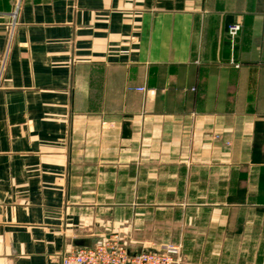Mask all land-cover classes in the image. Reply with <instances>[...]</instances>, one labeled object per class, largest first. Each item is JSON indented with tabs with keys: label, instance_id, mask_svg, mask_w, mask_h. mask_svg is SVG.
<instances>
[{
	"label": "crops",
	"instance_id": "obj_1",
	"mask_svg": "<svg viewBox=\"0 0 264 264\" xmlns=\"http://www.w3.org/2000/svg\"><path fill=\"white\" fill-rule=\"evenodd\" d=\"M104 237L264 264V0H0V264Z\"/></svg>",
	"mask_w": 264,
	"mask_h": 264
},
{
	"label": "built area",
	"instance_id": "obj_2",
	"mask_svg": "<svg viewBox=\"0 0 264 264\" xmlns=\"http://www.w3.org/2000/svg\"><path fill=\"white\" fill-rule=\"evenodd\" d=\"M16 16V13L14 14ZM243 25L240 22L229 25L227 34L230 38V63L238 67L235 58L237 40ZM140 91L146 89L141 88ZM61 264H185L182 247L167 245L158 251H144L132 254L118 237H104L91 248H80L65 252Z\"/></svg>",
	"mask_w": 264,
	"mask_h": 264
}]
</instances>
